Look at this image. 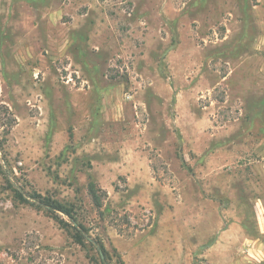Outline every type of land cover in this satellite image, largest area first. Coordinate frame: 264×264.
<instances>
[{
	"label": "rangeland",
	"instance_id": "rangeland-1",
	"mask_svg": "<svg viewBox=\"0 0 264 264\" xmlns=\"http://www.w3.org/2000/svg\"><path fill=\"white\" fill-rule=\"evenodd\" d=\"M0 264H264V0H0Z\"/></svg>",
	"mask_w": 264,
	"mask_h": 264
},
{
	"label": "trees",
	"instance_id": "trees-1",
	"mask_svg": "<svg viewBox=\"0 0 264 264\" xmlns=\"http://www.w3.org/2000/svg\"><path fill=\"white\" fill-rule=\"evenodd\" d=\"M89 194L93 200V204L95 207L100 208L102 205L101 201V194L99 193L101 190L96 185L95 182L90 183L88 186ZM17 196V197H16ZM15 198H18L19 200H24V197L21 193H17ZM30 198H32L33 201L37 200L39 201V204L45 209L53 214V218H56L59 224L67 231V233L73 238L74 241H76L78 244L85 246L83 235L80 231V228H83L82 223L78 220V218L74 215L72 211L71 204H64L58 200L50 199L49 197H40L39 195L35 193L29 194ZM39 196V197H38ZM40 198V199H39ZM55 212H62L66 214L69 218H71V224L65 223L63 220L59 219L55 214ZM95 251L97 252V257L99 260H104L105 258V249L103 246L95 247L93 246ZM93 260V256L91 257ZM105 261V260H104Z\"/></svg>",
	"mask_w": 264,
	"mask_h": 264
}]
</instances>
